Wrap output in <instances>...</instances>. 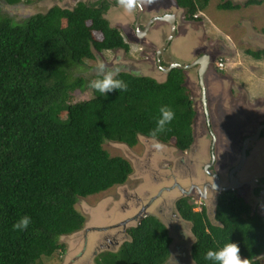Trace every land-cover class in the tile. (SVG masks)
<instances>
[{
    "label": "trees",
    "instance_id": "obj_1",
    "mask_svg": "<svg viewBox=\"0 0 264 264\" xmlns=\"http://www.w3.org/2000/svg\"><path fill=\"white\" fill-rule=\"evenodd\" d=\"M174 1L186 20L198 21L211 0ZM261 5L262 0L245 3ZM111 6L108 0L79 2L21 21L0 15V264L60 262L66 249L61 239L86 224L77 203L124 185L133 172L131 162L112 155L106 143L134 148L145 136L162 143L174 140L182 152L194 143L196 111L181 70H173L164 82L120 72L117 78L127 82V89L106 95L84 78H72L71 70L94 60V51H130L122 31L105 17ZM241 8L231 0L218 6ZM245 54L264 61V49ZM88 86L93 96L76 101L74 94ZM162 106L174 111V119L154 137ZM258 182L255 198L264 193V176ZM198 201L183 196L175 203L180 218L191 224L195 264H210L205 253L227 242L238 246L247 264H264V198L256 210L236 191L219 193L215 223L205 207L195 210ZM24 215L31 218L28 228L14 230L13 223ZM126 233L128 241L117 251L99 253L95 264L169 260L172 237L156 216L141 217Z\"/></svg>",
    "mask_w": 264,
    "mask_h": 264
},
{
    "label": "rangeland",
    "instance_id": "obj_2",
    "mask_svg": "<svg viewBox=\"0 0 264 264\" xmlns=\"http://www.w3.org/2000/svg\"><path fill=\"white\" fill-rule=\"evenodd\" d=\"M71 1L78 0H23V3L29 6L31 15H36L45 14L52 7L73 8ZM81 1L93 3L97 0ZM231 1L240 4L242 8L233 11L219 10L218 6L226 0H211L207 9L198 14L200 20L188 22L184 20L185 10L179 9L174 0H137L140 7L148 11V15H144L143 19L154 17L155 14L160 16L162 13L172 12L178 15L180 27L177 26V35L164 53V58L168 59L165 62L167 65L173 61L184 64L183 60H188L187 56L192 54L193 50L197 53L204 49L215 54L216 67L220 60L225 64L223 70L217 68L219 71L214 72L219 78L217 88L215 87V105L210 114L215 136L214 155L217 160V165L211 166L210 171L215 173L216 169L224 170L225 174L220 175L221 185L227 183L230 173L239 165L245 138L254 135L259 125L264 123V62L245 54L247 49H264L262 48L264 45L255 44L252 47L247 40H241L242 34L244 36L247 34L249 35L247 39L254 37L253 40L264 44V5L247 7L245 6L247 0ZM110 12L120 13L124 18L123 24L127 23L133 14L141 13L139 6L130 14L119 4L111 8ZM118 25L121 26V22ZM164 27V24H161L160 28ZM164 33L170 35L169 26L165 27ZM159 36L162 38V35ZM188 40H190L188 45L193 47L192 50L176 46H182ZM126 41L130 46L129 52L94 51L95 59L87 60L83 65L73 68L72 78H84L89 85V80H94L97 74L103 75L98 71L99 63L103 62L105 71L121 67L123 69L121 72L136 71L141 76L154 78L158 82L164 81L165 75L157 71L151 63L161 45H147L150 54L142 55L144 52L140 51L141 45L128 39ZM223 45L228 46V51L222 49ZM235 46L237 48H234ZM74 95L76 101L93 96L90 87L85 91H77ZM192 97L194 100L193 94ZM195 108L197 110L193 125L195 143L190 152L176 150L174 140L170 143H161L153 139L140 138L136 148H129L120 143L105 144L112 155L123 156L131 162L133 173L124 185L77 203L76 208L85 216L86 224L81 231L61 239L66 249L63 258L57 264H95L99 253L119 250L129 239L127 229L136 226L141 217L149 214L156 216L167 226L172 237L171 255L177 264H195L190 254L194 242L191 224L180 218L175 206L177 200L184 196L179 193L178 187L188 190L193 184L202 187L212 185L215 181L204 170L212 159L213 137L208 130L201 107ZM157 143L160 145L158 148L155 147ZM246 149V161L242 165V170L236 173L238 179L246 184L243 191L237 194L251 202L257 210L264 198V193L257 198L253 194L254 189L259 186L258 181L264 176V136L256 142L250 141ZM197 156L201 157L202 169L193 165L195 162L198 163ZM203 171L205 173L202 177ZM242 175L246 177L243 178ZM211 191V193L207 191L205 195L194 188L189 196L199 199L195 210L200 211L205 207L210 220L215 223L214 213L219 190ZM170 260L171 257L165 264H169Z\"/></svg>",
    "mask_w": 264,
    "mask_h": 264
},
{
    "label": "flooded vegetation",
    "instance_id": "obj_3",
    "mask_svg": "<svg viewBox=\"0 0 264 264\" xmlns=\"http://www.w3.org/2000/svg\"><path fill=\"white\" fill-rule=\"evenodd\" d=\"M100 1V0H97ZM102 1V0H101ZM112 5H115V1H116V5L118 4V0H108ZM79 2H83L81 0H78L76 2H72L71 1V6L73 8H75L77 6V4ZM89 2V1H87ZM138 6V5H137ZM111 8H113V6H111ZM111 8L109 9V11L106 14V19H108L111 23H113L115 26H117L122 33L126 36L125 38L138 44L141 45L140 47V51L144 52L142 55H146V54H150V51L148 50L149 47H147V45H161L157 51L156 56H154L151 60V63L154 64L155 68L157 69V71L162 72L165 75V80L167 79V76L173 71V70H181L183 72V74L185 75L184 77L186 78L185 80V86L188 85L187 89L189 91V95H190V99L193 102L194 108L195 106L197 107H201V111L202 114L205 117L207 126H208V130L211 133L212 137H213V145H212V159L211 162L204 168V170L206 171V173H213L212 171H210L211 166L213 165H217V160L215 158L214 155V140H215V136H214V129L211 126V112L214 108V101H215V96H216V83L218 80V76L215 75L214 72H218L219 70L217 69V67L214 65V60H215V54L213 52H209V51H198L197 53H193L188 55L187 58L188 60H183V63L180 62H176L173 61V63L170 64H166L165 62H167L164 58V53L166 52V49L169 47V45L171 44V42L175 39L176 35L175 34L173 36V30H172V26L169 23V15H176L178 17L177 14L175 13H162L160 16H156L157 14L154 15V17H150V18H144V15H148V11H145L144 8H140L139 10L141 11V13L139 14H133V17L129 19V21H127V23L123 24L122 22H124V18L120 15V13H112L110 12ZM147 8V6H146ZM114 12V11H113ZM130 14L132 13L129 12ZM128 13V14H129ZM118 14V15H117ZM123 15V14H122ZM126 16V15H123ZM167 17V21H154V23H152V25L150 26V28H148L147 30V26L149 25V23L155 19V18H166ZM147 20V21H146ZM119 22H121V26L118 25ZM157 23H161L164 24L165 27H170L171 33L170 35H166V33H164L165 27L164 28H160L161 24H157ZM158 25V26H157ZM185 27V26H184ZM147 30V31H146ZM182 31H184V29H181ZM146 31V32H145ZM153 32V33H152ZM176 33H177V29H176ZM162 35V38L159 36ZM152 35H154L152 37ZM165 35V36H164ZM255 35V34H254ZM249 35L246 34V36H244V34H242L241 40H247V43L252 47L253 45H264L262 44V42L260 41H256L253 40V38H248ZM157 37V38H156ZM165 37V39H164ZM251 40V41H248ZM190 43V40L187 41V43H184L182 46L181 45H176L178 48H186L187 50H192L193 47L188 45ZM158 45V46H159ZM166 47V49L164 51H161L162 48ZM222 48V47H221ZM234 48H237V46H235ZM264 48V46L262 47ZM228 51V46L223 45V48ZM260 50V49H257ZM227 53V52H226ZM174 58H177L174 56ZM150 61V60H149ZM264 62V61H263ZM145 64H147L146 62H144ZM177 65H179L180 67H176ZM170 68H172L170 70ZM144 70V68H143ZM201 70H203V73H201ZM136 72V71H134ZM137 73V72H136ZM164 80V81H165ZM162 81V82H164ZM216 87V88H215ZM192 94L195 96V99L193 100ZM214 98V100H213ZM196 114H197V110L195 108ZM197 116V115H196ZM196 118V117H195ZM260 130V134L257 137V139H255L256 137V133L259 127H261ZM259 127L255 130V134L254 135H250L247 138H245L244 142H243V147H242V151L244 148V144L245 141L248 140L247 145L250 141H258L260 138H262L264 136V123H262L261 125H259ZM193 147L190 148L188 151L186 152H190L192 151ZM179 151V150H178ZM180 152V151H179ZM246 153H247V149H246ZM242 155V152H241ZM197 162L193 163L194 166H196V168H201L200 166V160L201 157L197 156ZM247 158V157H246ZM241 159V158H240ZM216 160V161H215ZM246 161V160H245ZM241 162V160H240ZM239 162V164H240ZM242 170V168H241ZM205 171H203V175ZM242 172V171H241ZM216 173L220 176L221 174H225L224 170L221 169H216ZM237 173V172H236ZM239 173V172H238ZM243 174V173H242ZM243 176V175H242ZM246 176H243V178H245ZM253 182V181H252ZM251 182V183H252ZM199 184V183H197ZM246 184V183H245ZM244 184V185H245ZM243 185V186H244ZM207 186V185H206ZM243 186L240 187V191H243ZM118 187V186H117ZM215 187V186H214ZM245 187V186H244ZM189 190H180V192L182 191L183 194L189 196L190 192L192 191V189L196 188L197 191L199 193H203V194H207V191H210V193L212 192L211 190H214L213 187H209V189L207 187L202 186V192H200V187H197L196 185H191V187H189ZM239 191V190H238ZM204 195V196H205Z\"/></svg>",
    "mask_w": 264,
    "mask_h": 264
},
{
    "label": "clouds",
    "instance_id": "obj_4",
    "mask_svg": "<svg viewBox=\"0 0 264 264\" xmlns=\"http://www.w3.org/2000/svg\"><path fill=\"white\" fill-rule=\"evenodd\" d=\"M118 4L120 7H122L125 11H128V12H131L137 5L140 7V5L137 3V0H118ZM112 6L116 7V5H112ZM179 9H181V8H179ZM0 15H6L8 17H15V18H19V19H27L31 15V10H30L29 6L24 4V3L10 2V0H0ZM176 20H177L176 25L179 26L177 16H176ZM184 20H186V19L184 18ZM187 21L190 22L189 20H187ZM122 70L123 69L121 67H117L113 70L105 71V65L103 62H101L98 65V71L103 73L102 77L94 79V80H89V85L92 89H94L95 91H97L103 95H106V93H110L113 90H120V91L126 90L128 87L127 82L121 78H117L119 73ZM159 112H160V116L156 120V128L152 132V135L154 137L158 132H161L165 129V126L168 125L174 119V115H175L174 111L168 106H162L159 109ZM140 138L156 140L154 138H148L145 136H140L139 142H140ZM156 141H158V140H156ZM158 142H160V141H158ZM194 143H195V139H194ZM126 146H128V145H126ZM159 146H160L159 143H157L155 145V147H157V148ZM174 146H175V143H174ZM136 147H134V148H136ZM192 147H193V145L190 148H192ZM129 148H133V147H129ZM175 149L178 150L176 147H175ZM188 150H186V151H188ZM186 151H183V152H186ZM180 152H182V151H180ZM208 174L211 177H213L215 179V181L212 183V185H210V184L207 186L204 185V187H207V188L213 187L214 190H219L220 188L228 187L231 184V180H233L232 181L233 183L238 182V185L240 187H242L245 184V182H242L238 179V177H237L238 174L236 175V172H234V177L237 179V181L234 180V178H231L229 176L227 183H225L223 185H221V178L216 172L215 173L214 172L208 173ZM215 174L218 176V179H216V177L214 176ZM230 178H231V180H230ZM244 186H243V188H244ZM177 187L178 186H176V188ZM240 187L238 189H232V190H228V191H236L237 193H239L241 190ZM178 189H179V193L183 195L182 191L180 192V190H185V189H183L182 187H178ZM202 191L203 190L201 188V192ZM221 192H225V191L219 190V193H221ZM184 196H187V195L184 194ZM30 221H31V218L27 215H24L21 218H19L16 222L13 223L12 228L14 230L24 231L28 228ZM170 257H171V260L169 261V264H172V262H174V264H177V262L175 261L173 256L170 255ZM204 259L206 261H209L210 264H247L246 259L242 260L240 258L238 246L235 243H230V242L223 244L219 248L209 249L205 253Z\"/></svg>",
    "mask_w": 264,
    "mask_h": 264
},
{
    "label": "water",
    "instance_id": "obj_5",
    "mask_svg": "<svg viewBox=\"0 0 264 264\" xmlns=\"http://www.w3.org/2000/svg\"><path fill=\"white\" fill-rule=\"evenodd\" d=\"M165 20L167 21V17L166 18H155V19H153L149 23V25L147 26V30H148V28H150V26L152 25V23H154V21L157 22V21H165ZM169 23L172 26L173 36H174L176 34V29H177V25H176V23H177L176 15H169ZM165 49H166V47L162 48L161 51H160V53L162 51H164ZM176 67H180V66L177 65ZM171 69L172 68H170V70ZM201 73H203V70H201ZM261 128H262V126L258 128L257 133H256V136H255L256 137L255 139H257V137L259 136ZM247 142H248V140H246L245 141V144H244V148H243V151H242L240 164L230 173V177L231 178H234V180H236V181H237V179L234 177V172H238L242 168V165L244 164V162L246 160V157H247V153H246ZM214 176L216 177V179H218V176L216 174ZM231 178H230V180H231ZM232 181L233 180H231V184L228 187H226V188H220L219 190L220 191H228V190H232V189H238L240 187L238 185V182L233 183Z\"/></svg>",
    "mask_w": 264,
    "mask_h": 264
},
{
    "label": "built area",
    "instance_id": "obj_6",
    "mask_svg": "<svg viewBox=\"0 0 264 264\" xmlns=\"http://www.w3.org/2000/svg\"><path fill=\"white\" fill-rule=\"evenodd\" d=\"M217 67H218L220 70H223V69L225 68V64H224V62L220 60V61L217 63Z\"/></svg>",
    "mask_w": 264,
    "mask_h": 264
},
{
    "label": "bare ground",
    "instance_id": "obj_7",
    "mask_svg": "<svg viewBox=\"0 0 264 264\" xmlns=\"http://www.w3.org/2000/svg\"><path fill=\"white\" fill-rule=\"evenodd\" d=\"M250 236V235H249Z\"/></svg>",
    "mask_w": 264,
    "mask_h": 264
}]
</instances>
